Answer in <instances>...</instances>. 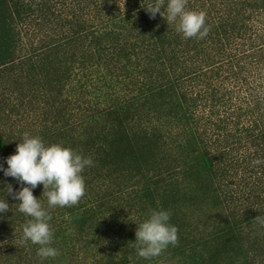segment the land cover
<instances>
[{
  "label": "trees",
  "instance_id": "obj_1",
  "mask_svg": "<svg viewBox=\"0 0 264 264\" xmlns=\"http://www.w3.org/2000/svg\"><path fill=\"white\" fill-rule=\"evenodd\" d=\"M150 3L0 0V166L25 132L93 161L76 206L48 209L43 185L33 189L52 217L54 259L23 242L31 218L7 192L22 185L0 170L10 208L0 213V264H152L138 255V225L150 210L174 212L172 190L192 194L184 184L193 177L212 183L221 216L193 230L182 224L180 240L191 230L205 237L172 255L206 264L196 252L211 259L231 242L225 220L264 217V163L253 164L264 161V0H188L187 10L207 14L204 39L150 18ZM258 227L249 240L264 249Z\"/></svg>",
  "mask_w": 264,
  "mask_h": 264
},
{
  "label": "clouds",
  "instance_id": "obj_2",
  "mask_svg": "<svg viewBox=\"0 0 264 264\" xmlns=\"http://www.w3.org/2000/svg\"><path fill=\"white\" fill-rule=\"evenodd\" d=\"M164 3L165 0H154L145 8L150 18L155 19L159 13L169 25H175L176 31L185 39L208 36L210 27L206 25L207 14L204 11L187 10L188 0H168L165 16V11H162ZM261 163L264 161H253L254 165ZM7 165L6 169L0 166V170L22 185L18 192L8 185L7 192L13 199L22 201L19 211L31 218L23 226V242L39 245L37 255L41 258H56L59 253L50 246L54 237L49 223L52 217L40 199L34 196L33 189L43 185L48 209L78 205L86 195L82 172L93 165L92 159L60 144L46 146L39 136L31 137L25 132L16 154L7 158ZM9 209V204L0 200V213H7ZM170 215L168 211L150 210L149 218L138 225L135 244L139 257H159L170 245H178V228L169 223ZM253 223L264 226V217L257 216Z\"/></svg>",
  "mask_w": 264,
  "mask_h": 264
},
{
  "label": "rangeland",
  "instance_id": "obj_3",
  "mask_svg": "<svg viewBox=\"0 0 264 264\" xmlns=\"http://www.w3.org/2000/svg\"><path fill=\"white\" fill-rule=\"evenodd\" d=\"M119 142H120L121 150L128 149L129 154L138 153L136 149V144L129 143L127 141H119ZM119 142L116 145L117 149H119ZM126 160L127 159H124V161ZM124 167H126V165ZM184 186L190 187L192 194H190L188 191L189 196L183 195L182 192L179 193L181 195H178V193H176L177 192L176 190H172L173 196H171V199L177 196L175 198V202L178 205H175L176 209L174 210V212H170L171 220L169 221V223L178 228L179 242L177 246L179 247L170 245L168 249L161 256L155 257V259L159 261L154 259L155 261L152 260V264H190L188 261V257H189L188 254H185L184 256H182L181 254L172 255L173 250L174 249L179 250L182 247V245L184 248L188 242L198 238L199 236L201 238H204L205 237L204 234L203 235H201L200 233L196 234L192 232V230L196 227L202 228V225L213 224L221 216L220 210L215 209L214 207L211 206L212 202L210 200L213 201L212 193L215 194L214 189L212 187V183L210 182L200 183L199 178L193 177L189 181H187V183H185ZM147 202L148 201H145L144 203ZM155 202H162V201L161 199L157 198ZM172 206L174 205L172 204L171 207ZM225 223L230 225V227H233L230 228V236H229V238L232 239L231 242L229 241L230 242L229 244L225 243V248H224V243L216 245L215 249L221 250L219 251L220 255L218 253L212 254L210 259L209 254L206 253V251H201V252H196L195 256H204L205 258L208 257L206 264H214L215 260L216 263H221V264H264V252L260 251L264 249H259L258 247L251 245V239L249 240V235L252 237L254 234L253 232L255 230L258 229L260 230V227H258L259 224L253 223V221L250 223L245 220H242V222L237 220L236 221L225 220ZM182 224H186L190 226L189 228L192 229L191 231L186 232L187 239H185L184 237L185 240L184 239L180 240V232H181ZM256 240L260 241V234L256 236ZM237 241L242 242L244 245L238 246ZM14 262H16V259L12 261V263ZM106 264H110V263H106Z\"/></svg>",
  "mask_w": 264,
  "mask_h": 264
}]
</instances>
